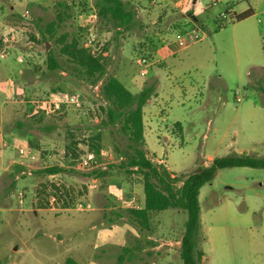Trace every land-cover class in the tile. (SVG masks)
<instances>
[{"label": "rangeland", "instance_id": "obj_1", "mask_svg": "<svg viewBox=\"0 0 264 264\" xmlns=\"http://www.w3.org/2000/svg\"><path fill=\"white\" fill-rule=\"evenodd\" d=\"M58 1L0 0V56L7 55L0 57V129L7 139L30 146L36 157L23 159L17 150L0 149V261L66 264L71 258L78 264H183L185 212L152 214L151 229L142 231L125 212L136 207L131 192L144 195L141 177L112 172L89 179L82 173L94 168H82L74 159L72 142L80 143L78 153H83L85 141L101 132L106 151L97 156V167L105 170L125 159L115 150L123 152L127 139L116 129L96 130L103 103L99 87L48 69L47 53L54 49L57 54L59 48L43 41L40 29L55 19ZM65 1L78 7L59 35L88 30L79 18L80 0ZM86 1V14H95L94 0ZM145 1L156 9L170 4L171 9L144 12L137 27L119 37L96 18L91 26L95 36L89 33L86 44L95 53L108 45L106 77H117L132 93L155 85L144 108L145 139L153 160L164 161L179 177L208 167L215 158L250 156L264 161V0ZM250 6L251 17L230 20L232 8L240 14ZM192 31L201 39L173 53L170 45ZM142 59L147 67L140 64ZM10 80L18 86L10 87ZM57 87L80 94L83 108L65 106L46 113L41 106ZM20 120L36 123L25 138L15 129ZM55 120L57 128L46 132L43 125ZM16 165L26 170L10 188ZM55 165L74 172L38 173ZM44 184L74 188V201L62 209L63 202L52 194L50 207L37 209L36 194ZM199 202L201 264H264V168L218 170L201 189ZM80 204L91 208L81 210ZM124 248L133 253L124 254Z\"/></svg>", "mask_w": 264, "mask_h": 264}, {"label": "trees", "instance_id": "obj_2", "mask_svg": "<svg viewBox=\"0 0 264 264\" xmlns=\"http://www.w3.org/2000/svg\"><path fill=\"white\" fill-rule=\"evenodd\" d=\"M79 5L82 7L81 15L90 11L86 0L84 2L80 0ZM76 7L78 5L74 2L58 1L55 19L48 23L44 30L40 29L42 40L54 43L59 48L57 54L54 49L47 53L48 69L51 72L68 73L87 87H99V96L103 103L98 106L100 119L96 130L116 129L120 135L127 139V146L123 152L119 148L115 150L117 157H122L123 153L125 156L123 161L110 163L105 170L98 166L96 169L82 174L89 179L110 176L112 172H124L127 175L141 177L144 206L126 209L128 218L142 231H145L151 229L152 214L169 209L185 212L187 221L181 241L180 257L183 264H201L204 257L199 246L202 238L199 202L201 189L213 180L218 170L243 167L264 168V161L250 156L215 158L208 167L180 177L172 174L164 163L154 161L147 149L145 139L144 108L155 92V85H149L134 94L117 77H106L108 64L104 54L108 50V45H105L106 47L100 53H95L86 44L89 30L80 28L77 32H63L59 35V31L75 17L73 13ZM93 10L98 22L107 31L115 32L117 37L133 31L139 22L138 11L135 5L128 0H94ZM252 15L251 10L241 14L233 13L230 20L240 22ZM225 19L228 22L227 16ZM224 23L221 26H224ZM50 94L49 97H61L67 93L64 88L57 87L53 88ZM36 113L45 115L44 112L38 110H35L34 114ZM42 118L43 116H41ZM41 119L39 121H42ZM56 120L43 125L44 130L46 132L55 130L57 128ZM34 124L36 123L30 121H16L15 129L20 136L25 138L35 129ZM176 126L179 131L182 130L180 124H176ZM85 142L83 145L86 149L83 153H78L80 143L72 142L74 159L79 161L93 154L99 157L106 151L101 132L89 137ZM25 170V167L21 165L15 166L14 172L10 173V178L13 180L10 188L15 187L16 176ZM65 172H74V170L55 165L38 173L45 176H57ZM74 192V188L66 187V185L44 184L36 194L35 206L39 210L48 209L51 204L49 198L54 194L56 202H63L61 208L67 209L74 201ZM116 215L117 217L122 216L120 213ZM123 252L126 255L133 253L129 248H124ZM124 259L125 255L121 254L119 262L122 263ZM0 264L4 263L0 261ZM66 264L78 263L68 258Z\"/></svg>", "mask_w": 264, "mask_h": 264}, {"label": "built area", "instance_id": "obj_3", "mask_svg": "<svg viewBox=\"0 0 264 264\" xmlns=\"http://www.w3.org/2000/svg\"><path fill=\"white\" fill-rule=\"evenodd\" d=\"M93 16H94V18H96V15H93ZM83 20L85 22L84 17H83ZM89 25H90L89 27L92 26L91 24H89ZM89 32H90L91 37L95 36L93 31H92V28L89 30ZM200 39L201 38L198 35V33L196 31H192L186 36L179 37L175 41V43L170 45V48H171L173 53H176V52L188 47L189 44H191L193 42H197ZM90 42H91V40H90ZM6 56H7L6 53H4V54H1L0 57L5 58ZM18 60L22 61L21 57H18ZM140 64L144 67L148 66V62L146 59H142L140 61ZM145 73L146 72L144 70L141 71L142 76H145ZM9 86L10 87L11 86L16 87L18 85H17V82L15 80H10ZM65 106H71V107H74L76 109H82L84 106V102L81 99L80 94H65L64 96H61V97H57V96L48 97V99L45 102H43V106H41V108H43L46 113H50V112L56 113V112L61 111L62 108ZM13 142H14V144L10 143L7 140L4 133L0 129V149H4V148H8V147L12 146L17 150L20 158L30 159V160L36 159V157L34 155L35 154L34 150L31 149L30 146L24 145L21 143L16 144L15 140H13ZM97 158L98 157L94 154L88 155L87 157L79 160L80 166L82 168H96L97 164H98ZM90 208H91L90 204H86V205L80 204L79 205V209H81V210H88Z\"/></svg>", "mask_w": 264, "mask_h": 264}, {"label": "crops", "instance_id": "obj_4", "mask_svg": "<svg viewBox=\"0 0 264 264\" xmlns=\"http://www.w3.org/2000/svg\"><path fill=\"white\" fill-rule=\"evenodd\" d=\"M128 1H131L132 2V4L133 5H135V8L137 9V11H138V17L140 18V16L144 13V12H150L149 10H151L152 9V11H154L156 14H157V12L159 13V12H163L164 10H167V9H169L170 8V4L169 5H166V6H161V8L158 10V9H156V7L157 6H155L154 4H153V2L150 4V5H148L147 3H146V1L145 0H128ZM175 4V3H174ZM179 4H175V7L176 6H178ZM153 6H154V10H153ZM171 9V8H170ZM249 10H251L252 12L254 11V9H253V7L252 6H250L248 9H245V10H243V11H241V13H244V12H247V11H249ZM231 12H235L236 14H239L238 12H236L235 11V9L234 8H232L231 9ZM240 13V14H241ZM150 14V13H149ZM93 15H95V14H89V15H87V14H82V15H80L79 16V18H80V20H81V22H82V20H83V17L85 18V22H84V24L82 25L84 28H88V30H90L91 29V27H89L90 25L89 24H91L93 27L95 26V22H96V18H94V16ZM145 113V112H144ZM145 116V115H144ZM10 143H13L14 144V142H13V140L14 139H7ZM17 144V143H16ZM14 149V150H16L14 147H12V146H10V147H8L7 149ZM3 150H0V152H2ZM6 152V151H5ZM2 153H4V152H2ZM157 161V160H156ZM157 162H159V163H164V161H157ZM165 164V163H164ZM113 188L115 189V191L118 193H120V195L122 194V190H121V188H118V186L116 185V186H110V189L111 190H113ZM122 191V192H121ZM131 196L133 197V198H137L136 199V202H135V200L134 199H132L135 203L134 204H136V207H134V208H142L143 206H144V195H143V193L142 192H139L138 194H135L134 192H131Z\"/></svg>", "mask_w": 264, "mask_h": 264}, {"label": "water", "instance_id": "obj_5", "mask_svg": "<svg viewBox=\"0 0 264 264\" xmlns=\"http://www.w3.org/2000/svg\"><path fill=\"white\" fill-rule=\"evenodd\" d=\"M47 47L49 48V44L47 45Z\"/></svg>", "mask_w": 264, "mask_h": 264}]
</instances>
